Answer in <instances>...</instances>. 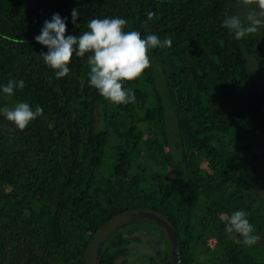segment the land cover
I'll return each instance as SVG.
<instances>
[{
    "label": "trees",
    "instance_id": "trees-1",
    "mask_svg": "<svg viewBox=\"0 0 264 264\" xmlns=\"http://www.w3.org/2000/svg\"><path fill=\"white\" fill-rule=\"evenodd\" d=\"M243 3L0 0V86L25 82L12 97L0 87V108H43L24 130L0 115V264H91L98 233L137 210L172 227L177 261L156 224L134 223L104 242L97 264H117L142 229L163 246L154 264H264V84L251 81L263 46L258 32L236 40L222 27L225 14L245 18ZM54 13L66 34L120 17L172 46L150 50L151 67L125 82L134 103L113 104L89 86L87 55L60 79L44 63L35 37ZM237 210L260 236L252 247L225 233L222 216Z\"/></svg>",
    "mask_w": 264,
    "mask_h": 264
},
{
    "label": "clouds",
    "instance_id": "clouds-1",
    "mask_svg": "<svg viewBox=\"0 0 264 264\" xmlns=\"http://www.w3.org/2000/svg\"><path fill=\"white\" fill-rule=\"evenodd\" d=\"M254 2L256 9H250L244 19L239 15L224 16L222 27L236 40L255 34L264 27V0H244L245 5H252ZM78 15V9H73L71 18L74 25ZM154 16V12L147 14V21L144 22L146 31L147 22L153 20ZM127 23L126 19L120 17L94 18L88 21L87 31L70 35L66 34L67 18L54 13L50 21H44L40 34L35 37L37 43L48 49L46 53L41 52L39 55L54 70L56 79L69 74L73 56L84 58L87 55L89 86L97 89L105 100L113 104L134 103L135 92L126 88L125 82L138 80L151 67L150 50L170 48L172 40L169 37L161 40L156 34L142 37L137 30H125ZM24 86L23 80L11 79L0 87L6 96L12 97L17 88L23 89ZM42 114L41 106L37 105L33 110L27 102L0 108V115L20 130H24ZM248 215L244 210H237L231 215L224 214L222 220L229 237L238 234L244 245L252 247L260 240V236L255 234Z\"/></svg>",
    "mask_w": 264,
    "mask_h": 264
},
{
    "label": "rangeland",
    "instance_id": "rangeland-1",
    "mask_svg": "<svg viewBox=\"0 0 264 264\" xmlns=\"http://www.w3.org/2000/svg\"><path fill=\"white\" fill-rule=\"evenodd\" d=\"M250 9H256L255 2L252 5H245L240 7V13L245 17ZM258 34L260 35L261 44L263 46V53L251 59V69L253 74L252 83L258 85H263V80L259 71L261 67L264 66V27H262ZM143 224H149L152 222L145 221ZM133 236H138L139 242L131 243L128 246V254L120 258L117 264H154L151 259L158 260L157 252L163 246L159 243L157 233L152 231H147V229H142V231L136 232ZM159 262V260H158Z\"/></svg>",
    "mask_w": 264,
    "mask_h": 264
},
{
    "label": "water",
    "instance_id": "water-1",
    "mask_svg": "<svg viewBox=\"0 0 264 264\" xmlns=\"http://www.w3.org/2000/svg\"><path fill=\"white\" fill-rule=\"evenodd\" d=\"M145 221L156 224L167 237L172 250V259L177 261L178 256L176 253L177 237L172 227L164 221L159 215L147 210H137L121 214L111 220L95 237L90 247V263L97 264L99 254L104 242L119 229L134 223H142Z\"/></svg>",
    "mask_w": 264,
    "mask_h": 264
}]
</instances>
